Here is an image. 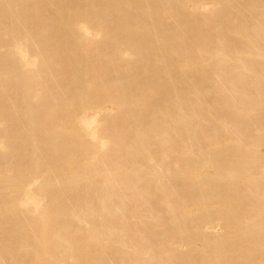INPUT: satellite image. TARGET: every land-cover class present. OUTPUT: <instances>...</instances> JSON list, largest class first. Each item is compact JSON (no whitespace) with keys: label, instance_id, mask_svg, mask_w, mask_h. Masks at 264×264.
<instances>
[{"label":"bare ground","instance_id":"1","mask_svg":"<svg viewBox=\"0 0 264 264\" xmlns=\"http://www.w3.org/2000/svg\"><path fill=\"white\" fill-rule=\"evenodd\" d=\"M189 1L0 0V264H264V0Z\"/></svg>","mask_w":264,"mask_h":264},{"label":"rangeland","instance_id":"2","mask_svg":"<svg viewBox=\"0 0 264 264\" xmlns=\"http://www.w3.org/2000/svg\"><path fill=\"white\" fill-rule=\"evenodd\" d=\"M188 2H190L189 0H186V2H185V4L186 3H188ZM137 28H139V29H141V27L140 26H138ZM126 50H124V48H122L121 49V51H120V53L122 54V55H124L123 53L125 52ZM257 152H262V153H264V147L263 146H259L258 148H257ZM209 172H213V168H208L207 169Z\"/></svg>","mask_w":264,"mask_h":264}]
</instances>
